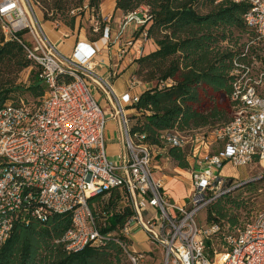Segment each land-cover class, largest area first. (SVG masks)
<instances>
[{
    "label": "built area",
    "instance_id": "built-area-1",
    "mask_svg": "<svg viewBox=\"0 0 264 264\" xmlns=\"http://www.w3.org/2000/svg\"><path fill=\"white\" fill-rule=\"evenodd\" d=\"M235 1L249 4L245 20L254 35L243 45L242 58L233 61L232 119L197 135H193L196 130L164 131L161 145H153L145 141V134L131 133L126 114L125 104H136L140 94L125 93L119 100L102 74L103 60L96 58L113 48L121 60L137 42L143 48L148 6L125 13L115 30L109 18L92 8L93 30L98 32L104 23V36L78 42L67 55L49 38L37 16L36 9L42 14L46 10L41 0H0L6 39L22 37L20 42L41 67L47 86L34 104L22 99L0 108V248L15 223L30 217L44 219L48 212L72 215V227L59 240L68 252L100 243L103 236L88 199L123 187L135 209L124 232L133 239L132 232L145 231L150 243L162 249L164 264H264V209L225 233L218 246L215 240L221 225L198 223L199 214L220 197L251 181H264V0ZM87 10L86 1L72 13L79 12L80 17ZM70 35V31L63 33L64 38ZM99 90L106 93L119 118L126 153L117 161L107 153L108 119L95 96ZM216 144H222L218 151L213 149ZM189 145L195 159L193 188L181 204L165 192L164 180L156 176L152 162L163 148ZM227 163L236 170L261 165L263 172L254 178L232 176L223 172ZM126 251L131 264H140L146 256L133 246Z\"/></svg>",
    "mask_w": 264,
    "mask_h": 264
},
{
    "label": "trees",
    "instance_id": "trees-1",
    "mask_svg": "<svg viewBox=\"0 0 264 264\" xmlns=\"http://www.w3.org/2000/svg\"><path fill=\"white\" fill-rule=\"evenodd\" d=\"M85 1L43 0L47 9L43 21L74 29L77 14L72 11ZM101 3L89 0L90 9L100 14ZM143 5L150 9V19L143 27L147 32L144 43L152 41L156 47L136 59L135 75L148 87L135 104L138 114L131 133L145 134L147 143L161 145L164 131L189 132L228 123L234 111L230 98L233 61L242 58L243 45L254 35L245 20L249 4L235 0H116V9L125 13ZM59 12L62 19L56 20ZM104 31L102 23L100 30L94 31L96 36L87 33V37L97 41ZM20 39H6L0 23V108L10 101L20 102L13 99L21 91L38 102L47 89L41 67L28 57ZM27 69H31L30 83L22 86L18 79ZM223 99H228V109ZM169 154L180 167H190L185 149L171 147ZM233 194L220 197L207 209V222L222 227L220 237H216L219 241L236 226L229 212L245 207V200L236 202ZM128 195L125 188L115 187L88 199L103 237L100 243H91L79 252H68L59 242L72 227L70 213L48 212L44 219L30 217L15 223L0 248V264H126V248L134 240L124 227L135 215Z\"/></svg>",
    "mask_w": 264,
    "mask_h": 264
},
{
    "label": "crops",
    "instance_id": "crops-1",
    "mask_svg": "<svg viewBox=\"0 0 264 264\" xmlns=\"http://www.w3.org/2000/svg\"><path fill=\"white\" fill-rule=\"evenodd\" d=\"M100 14L103 17L110 19L112 29L115 30L123 18L125 12L116 9V0H102L100 5ZM85 17L84 20H90L89 14H87ZM84 20H77L74 29L63 26L62 29L59 30L53 23L47 21H44L47 28L44 25L43 26L49 38L58 45L59 50L64 54L70 55L72 54L73 49L78 44V42L90 41L87 37V29L85 27ZM66 31H70L71 35L67 38H64L63 33ZM130 33L131 31L129 30V33H127L126 36H129ZM142 47V51L140 50V52L134 49L130 50L125 56L126 58H121V60L116 55L113 48L109 51L104 50L96 56L98 60H103V64L101 66L102 74L107 78V80L110 81L116 97L119 100L125 93H130L131 95H141L142 92L148 87V85L143 81L135 78V70L137 67L135 60L143 53H148L153 50L156 45L154 42L149 41L145 42ZM133 82H137V84L133 85ZM95 96L100 101L102 107L107 113L108 120L106 125V147L108 156L111 160L117 161L120 159L122 154L126 153V146L121 135L122 132L120 129L119 118L115 115V109L110 104L109 98L104 91H96ZM125 106L126 114L130 119L131 126L134 121V116L138 114V110L135 107V104H125ZM169 149L170 148L161 149L157 156L154 157L155 160H158L155 163L153 159L152 164L155 169L156 176L163 178L164 180L165 192L168 193L174 201L183 204L186 202V198L193 188L191 171L194 166L195 159L190 154V146L183 148L187 151V159L189 161L190 167L182 168L172 159L169 154ZM238 170L243 171V169ZM230 175L240 177L241 173H230ZM135 234L136 236H139L141 241H139L137 237H134V244L132 245L133 248L148 252V254L151 253L149 248L150 243L146 241V234H144L142 230L137 231ZM142 239H144L146 242H143Z\"/></svg>",
    "mask_w": 264,
    "mask_h": 264
},
{
    "label": "rangeland",
    "instance_id": "rangeland-1",
    "mask_svg": "<svg viewBox=\"0 0 264 264\" xmlns=\"http://www.w3.org/2000/svg\"><path fill=\"white\" fill-rule=\"evenodd\" d=\"M86 1H88V7L90 8L89 0H86ZM41 2L43 4V6L45 7V3L43 2V0H41ZM45 9H46V7H45ZM91 10H92V8L90 10L84 11L85 14L84 13L81 14L80 18H79V12H77L76 13L77 14L76 21L77 20H80V21L84 20V17L87 14H89L90 20H91ZM36 13H37L38 18L42 19V16H43L42 12L40 10L36 9ZM52 14H53V12H50V16H52ZM61 15H62V13H60V12L57 13L56 20L62 19V17H60ZM99 15H101V14H99ZM101 17H103V16L101 15ZM105 18H107V17H105ZM90 20H88V19L84 20L85 21V27L87 29L88 35L94 37V36H96V33L92 30L93 27H92V24H91ZM43 25L46 27V23L44 21H43ZM58 29L61 30L62 27L59 26ZM127 36H126V38H127ZM129 36H130V34H129ZM243 38L245 39V37H243ZM139 46H140V42H137L135 44V46L134 47L133 46L130 47L129 50L134 49V50L140 52V50L142 51V49H140ZM126 55H124L123 58ZM30 71H31V69H27V70L23 71L20 74L18 82L21 83L22 86L23 85H29L30 77H31V72ZM135 78H138L139 80L142 81V79L140 77H138V76H136ZM22 99L30 101L29 102L30 104L36 103V102H33V101H35L34 98L27 91H24V92L21 91L19 94L15 95V98L13 100L21 101ZM222 102L225 105L226 109H228V99H226V100L223 99ZM131 126H132V124H131ZM196 131L197 132L193 133V135H197L199 133H203L206 130L202 129V130H196ZM189 146H191V145H189ZM221 148H222V144H216L213 149L218 151ZM157 160L158 159H156V160L154 159V162L156 163ZM225 171H227L228 173H234V174H240L241 173V175H240L241 178H251V177L254 178V177H257V176L262 174L263 167L261 165H257V166H255L253 168H247V169H245L243 171L242 170H238L240 172L239 173L236 170V168H232V165L230 163H227L224 166V169H223L224 173H225ZM233 193L234 194L232 195V197H234V200L236 202L239 199L245 200L244 201L245 202L244 203L245 207H236L232 211L229 212V214H231V219H230L231 222H232V220H236L237 221L236 222V226L244 225L246 222L250 221L259 211L264 209V181L262 179L260 181L259 180L251 181L249 184H247L246 186H244L243 188H241V189H239L237 191H234ZM206 215H207V210L202 211L199 214V216H198L199 225H203V226L205 225L206 226V224H208L207 223V219H206ZM143 232H144V234H146V238H147L146 241L150 243V241H149V239L147 237V233L145 231H143ZM131 237H137V239L139 241H141L139 239V236H136V234L134 232L131 233ZM142 241L146 242L144 239H142ZM221 241H219V239H216L215 240L216 246H218V243L221 242ZM149 248L151 249V253H149V254L146 253V256L143 258V260L140 262V264H164V255H163L164 253H163L162 249L158 248L157 246H153L151 243H150V247ZM125 262H126V264H131L129 256H125Z\"/></svg>",
    "mask_w": 264,
    "mask_h": 264
}]
</instances>
